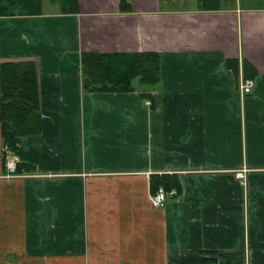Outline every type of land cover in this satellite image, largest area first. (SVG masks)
Returning <instances> with one entry per match:
<instances>
[{
  "label": "crops",
  "instance_id": "crops-1",
  "mask_svg": "<svg viewBox=\"0 0 264 264\" xmlns=\"http://www.w3.org/2000/svg\"><path fill=\"white\" fill-rule=\"evenodd\" d=\"M76 1L0 17L42 120L10 154L0 123V264H264V0ZM96 51L156 53L160 82L84 91ZM153 176L180 184L164 208Z\"/></svg>",
  "mask_w": 264,
  "mask_h": 264
},
{
  "label": "trees",
  "instance_id": "trees-1",
  "mask_svg": "<svg viewBox=\"0 0 264 264\" xmlns=\"http://www.w3.org/2000/svg\"><path fill=\"white\" fill-rule=\"evenodd\" d=\"M63 9L76 11V0H60ZM125 0H121L123 8ZM42 14V0H0V17ZM83 90L89 92H133V80L144 84L160 82V56L156 53H83ZM38 68L34 61L7 62L0 66V123L4 152H15L26 137L41 133L42 120ZM6 157V155L4 156ZM23 166L18 164L20 173ZM153 186L180 193L176 179L153 176ZM156 178V179H155Z\"/></svg>",
  "mask_w": 264,
  "mask_h": 264
},
{
  "label": "built area",
  "instance_id": "built-area-1",
  "mask_svg": "<svg viewBox=\"0 0 264 264\" xmlns=\"http://www.w3.org/2000/svg\"><path fill=\"white\" fill-rule=\"evenodd\" d=\"M254 82L255 81L253 79L240 80V82H238L240 94L242 96L250 94L255 87ZM147 104L150 105V102H147ZM10 153L11 151L7 150V154H10ZM17 167H18V164H17L16 159L11 157L10 155L6 156V168H7L6 170L8 171L9 176L18 175ZM175 196H177V193L175 190L168 192L163 188H158L157 192L151 196L150 202H152V205L155 208H164L166 204L168 203L167 200Z\"/></svg>",
  "mask_w": 264,
  "mask_h": 264
},
{
  "label": "rangeland",
  "instance_id": "rangeland-1",
  "mask_svg": "<svg viewBox=\"0 0 264 264\" xmlns=\"http://www.w3.org/2000/svg\"><path fill=\"white\" fill-rule=\"evenodd\" d=\"M49 1V2H48ZM58 3L60 2V0H56ZM243 1V4L244 5H247L248 6V4H252V3H259L260 1H263V0H242ZM43 7H44V10L46 11V12H49V11H51L54 7H56V6H54V7H52V5H50L49 3H50V0H43ZM230 1H228V2H226V5L229 3ZM191 5H193V3H191ZM59 6H61V7H63L62 5H61V3L60 4H58V7ZM180 7H184V6H181L180 5ZM138 84V85H137ZM134 85H137L136 86V88H140L141 89V87H143L142 85H140V83H139V81L137 80V79H135L134 80Z\"/></svg>",
  "mask_w": 264,
  "mask_h": 264
}]
</instances>
